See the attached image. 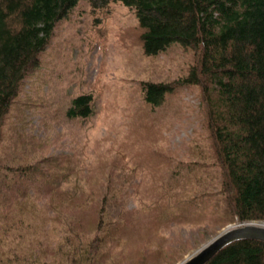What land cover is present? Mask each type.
I'll list each match as a JSON object with an SVG mask.
<instances>
[{"label":"trees","instance_id":"16d2710c","mask_svg":"<svg viewBox=\"0 0 264 264\" xmlns=\"http://www.w3.org/2000/svg\"><path fill=\"white\" fill-rule=\"evenodd\" d=\"M79 1L95 11L112 2L130 7L146 55H156L174 43L192 50L193 62L180 82L142 81V100L155 108L178 86L197 87L202 122L220 168V205L224 206L220 207L218 198L209 203L222 210L226 222L264 220V0H0V143L4 121L24 79L39 66L40 53L51 42L57 23ZM93 111L92 94L80 92L70 98L63 114L81 120ZM50 114L43 112L44 122ZM16 115L20 121L21 114ZM76 144L72 143L69 155L50 152L36 159L35 152H27L34 153L29 158L0 152V264H38L41 255L49 257L54 252L62 257L52 259L53 264L164 262L160 244L166 237H156L151 249L146 247L149 243L134 254L129 248V238L150 225L146 217L141 224L138 216L143 210L138 209L151 205L127 204L125 198L133 192L116 182L121 177L110 167L121 158L127 164L126 152H114L113 162L105 168L110 169L99 173V180L113 176L112 187L85 188L78 184L86 178L83 170L90 164L75 159ZM169 189L175 190L167 186L163 192ZM203 189L197 195L175 194L174 200L165 199L164 204L158 198L153 207L162 206L159 212H165V221L177 223L208 204L210 198ZM89 211L96 216L91 234L83 224ZM49 227L59 234L58 240L44 244L39 234L46 235ZM10 236L14 240L1 246ZM179 241L182 245L186 239ZM169 244L168 248L173 247L174 240ZM21 245L30 259L19 257ZM152 251L162 259L148 262ZM174 254L170 250L165 258ZM204 264H264V241H233Z\"/></svg>","mask_w":264,"mask_h":264},{"label":"rangeland","instance_id":"374dc122","mask_svg":"<svg viewBox=\"0 0 264 264\" xmlns=\"http://www.w3.org/2000/svg\"><path fill=\"white\" fill-rule=\"evenodd\" d=\"M140 31L134 11L121 2H112L107 8L95 11L86 1H79L57 23L51 42L40 53L39 66L27 75L12 101L2 128L0 152H18L21 158L34 154L27 152H35L33 159L50 152L69 155L67 152H71L76 141L73 156L90 164L83 170L86 178L78 185L86 188L102 184L104 189L108 184L112 187L115 179L111 175L109 181L99 180V173L113 162L114 152H126L130 159L127 164L121 158L110 167L121 177L116 182L133 192L125 198L127 204L151 205L138 209L143 210L138 216L141 224L142 217H146L150 225H144L145 228L129 238V248L134 254L139 246L149 243L146 247L151 249L156 245V237H166L168 240L160 244L165 260L161 264H178L220 230L236 222L223 221L222 210L209 203L216 198L219 205L222 202L221 177L208 130L202 122L198 88L178 86L166 93L163 102L155 108L142 100V81L179 83L193 62L192 50L174 43L156 55H146L142 51ZM80 92L92 94L94 111L85 119H67L63 110L70 98ZM47 111L51 114L46 123L43 112ZM16 113L21 114L20 121L16 120ZM167 186L176 191L163 192ZM201 189L207 191L208 204L203 210L196 209L188 219L184 220L183 216L177 223H168L165 212H159L163 207H153L158 198L164 204L165 199L174 200L175 194L197 195ZM83 224L87 234H91L96 225L92 211ZM57 234L49 227L48 233L39 234V238L47 244L58 240ZM182 238L186 241L180 245ZM171 239L174 244L168 248ZM13 240L10 236L1 246ZM23 246L18 248L19 257L30 259L22 251ZM170 250L176 254L165 258ZM156 253L147 254L148 262L162 259ZM55 257L62 256L56 252L49 257L41 255L38 264H53L51 260Z\"/></svg>","mask_w":264,"mask_h":264},{"label":"water","instance_id":"95a60500","mask_svg":"<svg viewBox=\"0 0 264 264\" xmlns=\"http://www.w3.org/2000/svg\"><path fill=\"white\" fill-rule=\"evenodd\" d=\"M240 239L264 241V220H253L228 225L213 236L207 243L193 250L178 264H204L222 247Z\"/></svg>","mask_w":264,"mask_h":264}]
</instances>
